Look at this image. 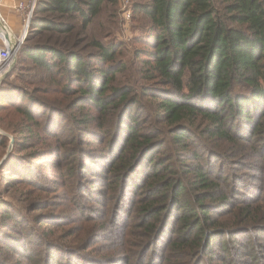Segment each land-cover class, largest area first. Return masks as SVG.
I'll list each match as a JSON object with an SVG mask.
<instances>
[{"label": "trees", "instance_id": "16d2710c", "mask_svg": "<svg viewBox=\"0 0 264 264\" xmlns=\"http://www.w3.org/2000/svg\"><path fill=\"white\" fill-rule=\"evenodd\" d=\"M107 1H36L17 53L60 74L72 100L43 104L41 89L12 86L23 102L7 107L25 135L0 166L36 136L43 109L49 128L62 124L47 133L62 170L94 176L98 197L84 195L99 211L42 234L46 217L19 227L15 207L0 205V264H264V0L134 3L148 23L137 65L118 56L122 43L75 49ZM84 134L96 151L84 153Z\"/></svg>", "mask_w": 264, "mask_h": 264}, {"label": "rangeland", "instance_id": "374dc122", "mask_svg": "<svg viewBox=\"0 0 264 264\" xmlns=\"http://www.w3.org/2000/svg\"><path fill=\"white\" fill-rule=\"evenodd\" d=\"M140 1L142 0L105 2L100 14L82 33L83 36H81L84 42L75 46V49H78L81 51V54L88 57L92 53L91 51H95V48L88 47L87 44L92 38L98 39L106 45L122 43L121 52L118 56L128 62L136 61L133 58V53L136 49L148 51V48H145L142 44L143 39L147 36V20L143 14L133 12V4ZM12 5L11 3L9 6L11 7ZM126 9L131 10V19L127 21V24L123 17L124 10ZM23 24L24 22L22 21L20 30L17 33L19 34L18 36L21 35V38L24 35ZM77 24L79 23L77 22ZM10 31L13 36L10 39L15 41L18 36L14 37L13 31ZM63 37L65 36H54L55 40H58L60 44L64 39ZM24 42L25 38L22 41L21 47L24 46ZM62 47H72L70 40H66L62 44ZM93 63L94 59H91L90 67H92ZM137 64L138 61H136ZM134 76L130 77H134L140 81L138 74L134 73ZM53 77L55 81L50 72H41L40 69L32 66L30 60L20 57L19 53L16 52L15 61L3 78L5 84L0 86L1 96L5 98V101L1 102L2 106H0V135L4 136L7 140L6 146L0 148V161L7 153L8 155L10 154L14 138L18 137L22 139L25 135L24 130L18 132L24 127V124L26 125L25 121L22 120L19 114L14 112L13 108L7 107L8 103H13L16 106L23 102L18 97L19 90H13L15 88L12 86L17 87L16 89H41L42 91H37V95L35 94V96L39 97V101L42 100L43 104H58L59 101L63 105L71 103L72 98H65L64 94L58 92V89H61L68 82L64 79L61 81L60 74H56ZM70 87L74 89L73 85ZM11 89L12 91H10ZM38 104L42 107L40 102ZM40 110L42 111L43 109ZM41 111L37 114L41 125L35 130L36 136L27 139L28 144L24 147V150L19 155L17 154L18 156L13 157L0 173V205L11 204L15 207L18 212L16 214L20 215L19 227H27L30 224L29 221L36 219L39 215H43L42 217H46L45 219H47L44 226L48 228L46 229L42 226L39 232L45 234L46 231H54L51 228L52 224H49L52 222L83 225V222L79 220L89 214L94 215V212L90 210L93 209L92 207H97L99 211V206L87 194L84 195V190H86L91 194L93 193L95 198L98 197V183L94 182L95 178L93 175L80 171L74 174L76 176H66L62 170L63 165L66 163L59 156L60 151L57 154V151L53 150L52 142L47 137V133H50L54 129L53 126L57 125L59 129L62 124L60 123L59 125V121L56 122L58 120L56 117V120H53L52 128H49L45 122V117L41 115ZM9 123H13V126H9ZM50 123L49 125H52ZM87 129H95V124L88 123ZM86 135L84 134L86 141L84 153L90 152V150L96 151L98 144L90 141ZM11 139H13V142L10 148ZM57 164L59 168L55 167ZM79 191H81L80 194ZM40 206L45 208L35 210V208ZM30 225L33 226V224ZM58 233L55 231V235ZM19 235L26 236L27 230L20 232Z\"/></svg>", "mask_w": 264, "mask_h": 264}, {"label": "built area", "instance_id": "2783aa9c", "mask_svg": "<svg viewBox=\"0 0 264 264\" xmlns=\"http://www.w3.org/2000/svg\"><path fill=\"white\" fill-rule=\"evenodd\" d=\"M37 0H17L13 5L10 7L15 12L19 13L22 17L23 24V38L20 41V36L16 38L13 44L7 45L5 40L3 39V33H0V82L6 76L8 71L10 70L13 61L11 60V56L13 53L16 54L18 48L22 44V41L26 37L27 30L29 28L30 20L36 5ZM123 17L126 21H130L131 19V10L126 9L124 10ZM15 48H13V46Z\"/></svg>", "mask_w": 264, "mask_h": 264}, {"label": "crops", "instance_id": "0c3cea01", "mask_svg": "<svg viewBox=\"0 0 264 264\" xmlns=\"http://www.w3.org/2000/svg\"><path fill=\"white\" fill-rule=\"evenodd\" d=\"M16 1L17 0H2L0 4V23L7 26L8 29L12 30L14 33V37H17L19 35L17 33L20 30V24L22 22L21 15L17 12L12 11L9 6L11 3L13 4Z\"/></svg>", "mask_w": 264, "mask_h": 264}, {"label": "bare ground", "instance_id": "6f19581e", "mask_svg": "<svg viewBox=\"0 0 264 264\" xmlns=\"http://www.w3.org/2000/svg\"><path fill=\"white\" fill-rule=\"evenodd\" d=\"M1 1L2 0H0V4H1ZM0 12H1V9H0ZM0 33H3V35L5 34V36L10 40V37H12V33H11V31H10V29H8L7 28V26H3L2 27V25L0 24ZM23 38V37H22ZM22 38H21V35H20V41L22 40ZM14 42V41H13ZM11 44H13V43H11ZM13 46V45H12ZM13 48H15V46H13ZM11 60L13 61L14 60V54H12V56H11Z\"/></svg>", "mask_w": 264, "mask_h": 264}, {"label": "water", "instance_id": "95a60500", "mask_svg": "<svg viewBox=\"0 0 264 264\" xmlns=\"http://www.w3.org/2000/svg\"><path fill=\"white\" fill-rule=\"evenodd\" d=\"M3 39L5 40V42H6V44L7 45H10L11 43H13V41L14 40H12V39H8L5 35L3 36ZM14 54V60H13V62L15 61V53H13ZM12 65H13V63H12ZM1 83V82H0ZM12 142H13V139H11V143H10V148H11V145H12ZM7 156H8V153L3 157V159L0 161V166L2 165V163L6 160V158H7Z\"/></svg>", "mask_w": 264, "mask_h": 264}]
</instances>
